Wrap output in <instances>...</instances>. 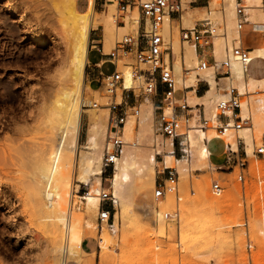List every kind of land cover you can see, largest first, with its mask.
<instances>
[{"label": "rangeland", "instance_id": "1", "mask_svg": "<svg viewBox=\"0 0 264 264\" xmlns=\"http://www.w3.org/2000/svg\"><path fill=\"white\" fill-rule=\"evenodd\" d=\"M190 1L183 0L185 9L186 3ZM255 2L256 0H243L242 5L248 7L246 10L251 13L249 7L255 5ZM234 3L235 1H224L222 13L220 0H213L209 6L204 5L207 8L192 13L191 21L188 23L185 22L182 15V26L192 28L196 22L205 20L212 25L225 23L229 29L230 37L237 36L233 31V24L229 22L227 16V9L231 8L233 11ZM107 4L110 2L105 4V0H95L94 10L96 14L105 13ZM8 5L15 9L14 13L9 11ZM62 5L63 0H9V2L0 0V264H82L88 262H92V264H264V170L262 171L261 184H257L251 177L243 193L241 186L235 179V174L216 171V166L223 163L221 156L223 146L219 140H213L208 146L211 153V159H209L211 167L205 163L206 161L202 165L198 164L199 166L193 162L195 148L181 149L175 145V152L172 151L173 156L182 160L186 166L184 176L180 174L177 165L172 167L179 174V201L173 195L167 196L165 201L159 203L153 200L156 171L162 169V165H164L163 156H156L157 164L154 166L153 180L150 176L148 177L147 172L151 166L145 167L144 173H139V176L138 173L134 175V172L130 173V181L126 186L129 194L124 212H121L117 205L115 208L114 233L107 227L100 229L97 223V213H95L93 223H91L94 227L91 238L94 242L97 239L99 241V249L96 248V253L90 258L74 251L72 258L68 253L66 255L63 252L64 243H66V224H71L69 216H84L82 221L84 229H87L85 224L89 223L88 216L85 215V200L82 196L89 192L90 187L77 182L78 172L75 165H77L80 152L84 151L90 112L93 111L105 116L107 132L109 112L105 105L108 103V98L99 83L89 82L86 70V86L91 90L99 91V95L104 97L107 103H97V107L92 105V108L81 113L78 148L74 157V171L71 177L72 189L66 205L65 218L68 217L69 219L60 226L61 232H63L61 245L56 246L54 244V235L50 226L51 220L47 219L43 213V209L47 210V200L43 196V189L38 190L40 194H37L36 191L39 187H37L35 168L40 157H48L55 150L61 137V132L56 128L57 121L53 112V105L58 87L64 80V77L60 78V74L64 71L62 61L65 45L62 38L59 37L60 33H57L58 12ZM86 6L87 0H77V8L80 11H84ZM112 15L115 19L116 6H114ZM137 18L138 13L135 9L130 17L124 20L126 27L117 33L120 35L132 32L134 26L131 21ZM19 19L27 23L26 27L18 26L17 21ZM115 33L111 45L105 53L113 48ZM32 34H39L42 38L44 37L43 39L48 44L39 47L30 43L29 37ZM173 37L177 38V25L173 27ZM217 43L221 44L219 52L216 48ZM224 44L222 39H216L214 42V56L217 60L223 58ZM191 47L193 48V45ZM99 59L100 57L96 53L90 55L92 62ZM125 67L129 71L130 67H134V61L124 59L118 63L119 71L125 72ZM141 68H145V66H141ZM112 69V65L106 64L103 72L110 73ZM180 71L174 70L175 74H178V78L180 77L179 80L190 75L186 73L183 75ZM196 72L198 71L196 70ZM235 80L238 82L239 88L245 84V81L243 83L236 78ZM133 85L134 94L139 95V97L133 98V93H131L129 104H140V117L147 110L150 112L151 119L149 134L146 133L143 140L137 133L139 123L136 125L129 143L136 142L137 146H128V148H131L130 150L138 149L140 153L142 149L144 151L142 153L147 154L152 151L151 148L154 147V144H160L163 148H166L169 143L172 145L173 139L161 136L154 138V132L159 127L160 110L157 107L160 106V97H157L156 101L150 99L139 91V84L136 81ZM246 88L250 93L260 92L258 95H251L250 99H264V92H262L264 89L260 85L257 84L255 87L247 85ZM195 94L202 96L203 91L188 93L187 102L191 107L200 105L193 100ZM84 96L90 101L94 100L93 94L88 91L84 93ZM181 96V93H177L175 97L180 98ZM214 97L213 95L212 107H204L208 119L216 114L215 102L218 98ZM117 100H119V96ZM88 106H91V103H88ZM181 125L184 127L183 121ZM189 125L198 127V123L194 121L190 122ZM227 133L229 132H226V135ZM230 133L234 135L233 131ZM206 134L215 135L213 131H207ZM105 138L106 134L103 139L99 164L101 170H103L101 158ZM225 138L226 136L224 141ZM254 143L260 145L257 141ZM261 163L264 164V159ZM113 172L114 170L102 172L101 186H96L99 190L103 188L113 193L110 182ZM214 181L223 188L220 194H215L211 190ZM91 182L95 186V181L92 180ZM141 182L146 183L145 190L140 187ZM200 189L210 199H216L220 196L226 198L225 203L220 208L214 209V217L222 230L230 231L231 234L241 237L240 250L237 247L229 248L228 245H224L217 248L216 252L210 253L206 251L209 246L206 239H198L194 246L196 247L194 252L189 253L183 250V232L182 229H178L181 224L179 221L180 214L186 204H192L198 199ZM114 196L118 199L119 205L120 199L116 195ZM167 200L170 201V208L165 207ZM165 213H169L171 216L166 219L164 218ZM175 214L177 217L174 216ZM161 217L166 221L164 235H161L159 229ZM169 225L172 227L169 228ZM196 225L199 228L204 227V220H200ZM207 225L211 227V230H216L214 222ZM103 234H107L110 242H101V237L104 238ZM94 242L87 241L84 250H93L96 247V242ZM248 244L251 245L250 249L247 247Z\"/></svg>", "mask_w": 264, "mask_h": 264}, {"label": "bare ground", "instance_id": "2", "mask_svg": "<svg viewBox=\"0 0 264 264\" xmlns=\"http://www.w3.org/2000/svg\"><path fill=\"white\" fill-rule=\"evenodd\" d=\"M7 1L9 2V0ZM94 1L95 0H87L86 9L84 11H80L77 8V0H63V5L58 12L57 33H60L59 37L62 38L65 45V53L62 61V68L64 69V71H61L62 73L60 74V78L64 77V80L61 81L62 84L58 87L56 99L53 105V112L57 121L56 128L61 132V137L59 143H57L58 145L56 146L55 150H53V152L49 154L48 157H40V159L36 163L35 168L38 184V186H36L39 187L36 191L37 194H40L38 193V190L43 189V196L47 200L48 205H46L47 210L43 209V213L45 214L47 219L51 220L50 226L52 229V234L54 235L53 241L56 246H60L62 241L63 232H61L60 226L65 224V220L68 221L69 219L68 217L65 218L66 205L72 189L71 177L74 171V157L78 148L81 113L92 108V105H95V107H97V103L106 104L108 101H105L104 97H101L99 95V91L91 90L85 84V67L87 64V50L89 45L90 32L99 24L103 25V33L105 39L104 46L106 52V49H108V47L111 45L114 37V32L123 30L122 28H118L116 26L115 20L112 15L115 4L110 3L107 6L106 12L98 15L94 10ZM228 1L234 2L235 0ZM212 5H214V3H212ZM9 6L10 5L7 6L9 11L14 13L15 9ZM185 7L187 11L182 15L185 22L188 23L191 21L192 13L199 12V10H188V5H186ZM249 8L251 11L252 20L255 19V15L258 16L257 19L261 20V22L264 20L262 0H256L255 5H251ZM257 12L258 14H256ZM227 16L229 17V22L232 23L231 8L227 9ZM17 24L19 27H26L27 25L24 20L20 19L17 21ZM173 24L174 23L169 22V19L166 18L163 24V31L166 41L170 44L172 52L175 54V58L171 65L176 86L183 88H193L197 84V75H199L201 79H205L207 81V83L209 84V89L206 90L202 96H193V100L196 103H200V105H195L193 107H191L190 105L188 106L191 108L197 106L209 107L212 104L213 95L215 96L214 98L219 97L217 91L215 90L213 72L211 69H208L202 73L196 72L197 59L195 61L196 54L195 49H193L194 46L192 48V45L186 44L183 47V45L178 42L177 38L175 39V37H173L171 33ZM235 33L237 34V32ZM43 38L39 34H32L29 37V40L30 43L42 47L48 44V42H46ZM216 45V48L219 52L221 50V44L217 43ZM250 56L251 60H253L255 57L263 59L264 46L253 51ZM165 59L166 61H168L167 56L165 57ZM182 67L183 69H181ZM174 70L178 72L180 71L183 75H185V73H187V75H190L185 79L179 80L180 77L178 78V74H175ZM232 70L235 78L243 83L245 81V85L255 87V85L258 84V86L260 85L261 88L264 89V79H262L261 81H255L252 78L246 79L245 71H243L237 63H233ZM123 76L124 88L132 89L134 86V81L129 75V71L126 70V67L125 72H123ZM86 91L90 92V94H93V101L88 100L84 96V93ZM189 92L195 93L193 90L188 91V93ZM120 95L121 92L118 91L119 98ZM88 103H91V106H88ZM241 107L243 114L247 111L250 114L251 126L240 130L238 132V136L244 140L248 151H250L251 144L254 141H257L259 144H264L262 141V138L264 136V99L260 100L259 98H249L247 101L242 102ZM88 119V131L83 148L84 151L80 152L78 156V162L76 161L77 165H75V167L77 166L78 172L77 182L79 184L89 185L90 187L89 192L82 196V198L85 200V215L88 216L89 223L85 224L86 222L84 221V224L87 227V229H84L82 224L84 216H69L71 218V224H66V243H64L63 252L66 255L68 253V255H70L72 258L74 251L78 254H81L80 244L83 238L92 236L94 227L91 223H93L92 221L94 215L98 212L99 209V199L97 195L99 192L98 187L101 186V176L103 172L99 164L103 139L106 134L105 116L103 114H97L92 111L89 113ZM150 119V112L145 110L142 117H140L139 121L136 123V125L139 123V129L132 120H128L125 127V139L127 143L130 142V138L134 134V130L136 127L138 131L137 133L140 134L141 140L144 139L146 133H148L150 129ZM150 132L152 131L150 130ZM228 132L229 133H227L225 141L232 145V149H235V137L232 133H230V131ZM206 133L207 132H204L203 130L195 126L192 129H189V131L187 132L189 148H195L193 162H196L197 166H199L198 164H204L205 161V163H208L207 165H210L208 149L204 141L205 139L211 141L214 136L207 135ZM224 137L225 136L222 137L223 140ZM190 144L192 147L190 146ZM128 146L129 145H126L123 148L120 157L115 163L114 172L110 179L113 194L120 199V204L118 205L117 203L116 205L118 206L119 210L121 209V212H124L125 205L127 204L126 201L129 193L128 188L126 189V186L130 181V173L134 172L133 175L135 173H138L139 176V173H144L143 171H145V167L148 168V166H151L150 168H148L147 172L149 174L148 177L150 176L151 180H153L154 166L157 164V161L155 159L156 155L163 156V164L166 167H173L174 165H177V167H179L180 174L182 176L186 174V166L183 164L182 160H178L173 156V149L170 143L166 148L161 147L160 144H154V147L151 148L152 151L147 154H143L142 152L144 151L142 149L141 153L138 151V149H136L137 151L130 150L131 148L129 149ZM140 146L143 148L142 145ZM262 166L264 170L263 163ZM92 180L95 181V186H93L91 182ZM140 184V187L145 190L146 183L141 182ZM199 194L200 196L198 197V199L192 204H186L180 214L179 221L181 222V224L179 225L178 229H182L183 232V250L189 253L194 252L196 248L194 246L197 244L198 239L207 240L209 246L206 248V251L210 253L216 252L217 248H220L224 245H228L229 248L237 247L240 250L241 237L231 234L230 231L222 230L218 221L214 217V209L217 207L220 208L223 203H225L226 198L220 196L216 199H210L205 193H203V190L201 189ZM170 206V201L168 202L167 200L165 207L170 208ZM200 220H204V227H197L196 224ZM165 222L166 221H164L161 217L159 223L161 235H164V233L166 232ZM212 222L215 223L216 230H211V227L207 225L208 223ZM170 227L172 226L169 225V228ZM103 237L104 238L101 237L100 239L102 243H104V241H108L107 234H105ZM92 255H94V253L91 254V256Z\"/></svg>", "mask_w": 264, "mask_h": 264}, {"label": "built area", "instance_id": "3", "mask_svg": "<svg viewBox=\"0 0 264 264\" xmlns=\"http://www.w3.org/2000/svg\"><path fill=\"white\" fill-rule=\"evenodd\" d=\"M198 0H191L186 5H193ZM208 6L213 0H202ZM224 1L220 0L221 10L224 11ZM110 2L116 6L115 24L118 28L124 29V20L130 17L136 9L138 18L132 20L134 26L132 32L118 34L115 33L113 48L105 54L108 62L113 66L110 73L103 74L99 85L105 96L108 98L107 108L108 122L105 143L102 152L101 166L103 172L114 170L115 163L120 157L126 145L137 146L136 142L127 143L125 139V127L128 120L134 124L139 121L140 109L137 104H129V95L135 90L124 88L123 72L118 70V63L124 59L134 61V67H130L129 75L139 84V91L150 99L160 97L157 107L160 110L159 127L154 132V138L166 137L173 139L172 144L178 145L181 149H189L187 142V132L192 129L189 125L194 121L198 123V128L204 132L213 131V140L222 143L223 163L216 166V171L235 174V179L241 186L244 193L249 178L261 184L262 180V160L264 159V144L251 145V150H247L244 140L238 136V132L251 126V116L242 113L241 104L247 101L251 95H258L260 92L250 93L246 86L239 88L232 70L233 63H237L243 71L250 65L251 52L240 46L239 32L243 30L246 22L245 10L247 7L235 3L232 11L233 31L237 32V37H229V29L225 23L212 25L207 20L196 22L192 28L182 26V13L184 10L183 0H112ZM177 25V40L181 45L189 44L199 48L196 53L198 73L211 69L214 75L215 90L219 95L215 102L216 114L211 118H206L204 106L191 108L186 99L187 93L194 88L177 87L172 72V62L175 54L172 52L170 44L165 39L163 24L165 19ZM176 18V19H175ZM197 24H200L198 26ZM231 38V39H230ZM222 39L225 41L223 58L216 60L214 51V40ZM230 39V40H229ZM167 56L168 61L165 57ZM145 66V68H141ZM187 71V70H185ZM187 74V73H186ZM197 84H202L205 89H209V84L205 79L197 75ZM196 84V85H197ZM118 91L121 92L118 99ZM181 93V98H176L175 94ZM262 93V92H261ZM182 103V104H181ZM177 111L182 113L177 114ZM195 112V114H194ZM184 123V127L181 123ZM136 127V126H135ZM233 131L236 148L226 143L222 137L226 132ZM212 141L205 139L208 146ZM264 143V137L262 138ZM177 143V144H176ZM157 157L159 155H156ZM208 157L211 153L208 149ZM156 178L153 187V200L157 203L165 201L167 196L173 195L177 201L180 200L178 180L179 174L175 168L162 165V169L156 171ZM106 180V179H105ZM211 190L215 194H220L223 188L218 182H213ZM193 193V191H192ZM99 199V209L97 212V223L100 229L107 227L114 231V218L117 199L109 190L100 189L97 195ZM169 213L164 214V218H169ZM177 217V214L174 215ZM96 248L99 249L97 239ZM248 249L251 245H247Z\"/></svg>", "mask_w": 264, "mask_h": 264}, {"label": "crops", "instance_id": "4", "mask_svg": "<svg viewBox=\"0 0 264 264\" xmlns=\"http://www.w3.org/2000/svg\"><path fill=\"white\" fill-rule=\"evenodd\" d=\"M235 3L238 5H242L243 0H235ZM205 4L206 3H204V1L198 0L193 5H188V10L201 11L204 8H207V6H204ZM108 5L109 4L106 5V9ZM262 5H263V12H264V0H262ZM245 14H246V22L243 27V30L239 32V42H240V46L248 49L252 53L253 51L264 46V20L261 22V20L257 19L258 18L257 15H255L254 20H251L250 19L251 13L248 10H245ZM256 14H258V12ZM197 25L200 26V24H197ZM93 30L95 31H92L91 37L89 38V45H88V50H87V64H86L85 70H86V75L88 76L90 83H99L101 76L103 74H106L103 72L104 66L110 63L108 62V58L105 56L106 53H105V46H104L105 39H104V33H103V25L99 24ZM195 51L196 53H198L200 50L198 47H195ZM92 53L98 54L100 59L96 62H92L90 60V55ZM245 75H246L245 76L246 79L252 78L255 81H259V80L261 81L262 79H264V58L262 59V58L255 57L253 60H251L250 65L246 68ZM194 87H195L194 92L196 93H199L205 90L202 84H197ZM262 92H264V90ZM177 114L181 115L182 113L177 111ZM172 149H173V152H175V144H172ZM87 241L94 242V240L91 237L83 238L80 244V251L82 254L90 257L91 254L96 253L97 249L95 247L91 251L84 250V245ZM77 264H81V263H77ZM82 264H92V262L82 263Z\"/></svg>", "mask_w": 264, "mask_h": 264}]
</instances>
